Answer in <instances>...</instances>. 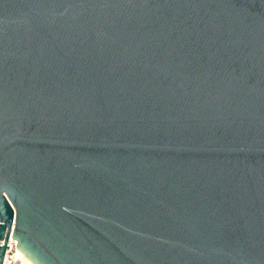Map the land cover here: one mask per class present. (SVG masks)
<instances>
[{"label": "water", "instance_id": "water-1", "mask_svg": "<svg viewBox=\"0 0 264 264\" xmlns=\"http://www.w3.org/2000/svg\"><path fill=\"white\" fill-rule=\"evenodd\" d=\"M264 264V0H0V264Z\"/></svg>", "mask_w": 264, "mask_h": 264}, {"label": "built area", "instance_id": "built-area-1", "mask_svg": "<svg viewBox=\"0 0 264 264\" xmlns=\"http://www.w3.org/2000/svg\"><path fill=\"white\" fill-rule=\"evenodd\" d=\"M5 239L0 240V245H4ZM18 241L13 238V233L11 232L6 248L3 264H31L28 258L18 249Z\"/></svg>", "mask_w": 264, "mask_h": 264}, {"label": "bare ground", "instance_id": "bare-ground-1", "mask_svg": "<svg viewBox=\"0 0 264 264\" xmlns=\"http://www.w3.org/2000/svg\"><path fill=\"white\" fill-rule=\"evenodd\" d=\"M27 261H29L31 264H33L29 259Z\"/></svg>", "mask_w": 264, "mask_h": 264}]
</instances>
